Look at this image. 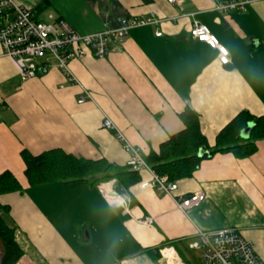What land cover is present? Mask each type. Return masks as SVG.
<instances>
[{
    "label": "crops",
    "instance_id": "0c3cea01",
    "mask_svg": "<svg viewBox=\"0 0 264 264\" xmlns=\"http://www.w3.org/2000/svg\"><path fill=\"white\" fill-rule=\"evenodd\" d=\"M13 1L38 19L55 14L81 35L116 27L122 18L161 21L131 29L119 52L72 61L77 82L58 68L23 80L0 44V174L10 171L21 184L0 195L8 207L0 214L23 251L16 264H202L189 249L198 230L228 228L251 241L264 261V140L250 157L219 152L176 181L175 194L204 193L185 212L170 196L142 186L151 179L147 171L128 185L117 178L34 185L21 156L24 149L33 155L59 149L126 167L130 152L103 126L106 118L147 161L185 128L186 108L198 115L210 146L240 112L264 115V0L227 13L213 0ZM195 21L226 47L230 63L192 37Z\"/></svg>",
    "mask_w": 264,
    "mask_h": 264
},
{
    "label": "built area",
    "instance_id": "2783aa9c",
    "mask_svg": "<svg viewBox=\"0 0 264 264\" xmlns=\"http://www.w3.org/2000/svg\"><path fill=\"white\" fill-rule=\"evenodd\" d=\"M167 1L177 3L182 0ZM213 1L215 9L223 13L231 10L246 11L250 2V0ZM160 22L154 15L128 17L120 19L116 27H107L97 33L81 35L55 14L50 13L46 19H38L33 11L16 4L13 0H0V44L4 55L15 61L23 80L46 75L52 69L58 68L67 75L69 81L77 82L70 70L72 61L88 56L105 58L113 52H119L131 29ZM190 34L198 41L217 49L220 63L223 65L230 63L228 50L211 34L206 25L195 21ZM156 35L161 36L162 31L158 30ZM85 101L86 99L81 97L78 103L82 104ZM103 126L115 131L130 152L127 166L135 172H149L151 179L144 181L143 187H152L170 196L177 208L183 212L204 200L203 191L175 194L178 189L177 182L170 181L167 176L158 175L143 157L141 149L127 142L111 119L106 118ZM111 200L113 204H126L116 199ZM189 249L197 253L202 264H264L258 257L254 244L234 228L211 232L198 230L196 240L189 244Z\"/></svg>",
    "mask_w": 264,
    "mask_h": 264
},
{
    "label": "trees",
    "instance_id": "16d2710c",
    "mask_svg": "<svg viewBox=\"0 0 264 264\" xmlns=\"http://www.w3.org/2000/svg\"><path fill=\"white\" fill-rule=\"evenodd\" d=\"M185 128L172 135L161 146L159 153L147 158V163L160 176H167L170 181L192 177L203 160L219 152H232L238 158L250 157L257 151V141L264 140V115L254 116L242 111L219 133L216 144L210 146L201 130L198 115L191 108H186L180 115ZM250 128L245 137L243 132ZM26 165L25 174L34 185L62 181L67 184L106 181L117 178L128 185L136 181L137 172L127 165L121 167L104 160H88L66 154L59 149L33 155L27 149L21 151ZM21 184L10 171L0 174V195L18 191ZM8 207L0 203V212ZM0 241L3 251V264H16L23 251L15 240L14 230L3 220L0 214Z\"/></svg>",
    "mask_w": 264,
    "mask_h": 264
},
{
    "label": "water",
    "instance_id": "95a60500",
    "mask_svg": "<svg viewBox=\"0 0 264 264\" xmlns=\"http://www.w3.org/2000/svg\"><path fill=\"white\" fill-rule=\"evenodd\" d=\"M249 131H250V128L246 129L244 132H243V136H247L249 134ZM3 260H4V257H3V252L0 250V264H3Z\"/></svg>",
    "mask_w": 264,
    "mask_h": 264
},
{
    "label": "rangeland",
    "instance_id": "374dc122",
    "mask_svg": "<svg viewBox=\"0 0 264 264\" xmlns=\"http://www.w3.org/2000/svg\"><path fill=\"white\" fill-rule=\"evenodd\" d=\"M0 248H2L1 241H0Z\"/></svg>",
    "mask_w": 264,
    "mask_h": 264
},
{
    "label": "snow or ice",
    "instance_id": "6c2138e0",
    "mask_svg": "<svg viewBox=\"0 0 264 264\" xmlns=\"http://www.w3.org/2000/svg\"><path fill=\"white\" fill-rule=\"evenodd\" d=\"M202 38H204V37H202Z\"/></svg>",
    "mask_w": 264,
    "mask_h": 264
}]
</instances>
